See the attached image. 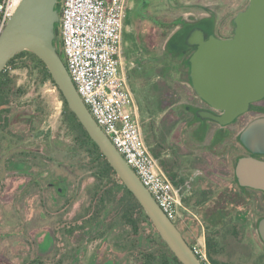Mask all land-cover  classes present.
Listing matches in <instances>:
<instances>
[{"label":"rangeland","instance_id":"rangeland-1","mask_svg":"<svg viewBox=\"0 0 264 264\" xmlns=\"http://www.w3.org/2000/svg\"><path fill=\"white\" fill-rule=\"evenodd\" d=\"M244 1L146 0L143 8L128 0V25L124 33L133 37L137 49L127 52L124 70L128 74L136 67L135 58L146 56L144 61L147 63L139 65L137 76L132 77L129 86L134 87V91L131 90L137 105L146 101L156 112V135L165 138L167 156L176 153L178 157L185 180L179 188L180 195L189 199V205L181 202L185 224L180 227L187 234L189 243L197 246L205 245L207 233L224 231V228L207 225L205 213L211 204L198 205L195 194L210 184L214 190L224 187V192L235 191L232 176L224 172L223 161L225 157L230 162L234 159L237 135L254 116L245 114L227 126L228 137L218 146L209 145L219 126L207 122L209 130L205 140L198 143L191 137L198 123L189 127L187 119L191 117L192 108L203 111L208 110V106L197 97L179 70L180 56L167 59L165 68L160 61L164 57L165 41L175 31L171 25L173 20H194L174 37L173 43L176 42L178 47L191 46L198 36L225 39L234 28L231 21ZM61 2L59 0L56 6L59 15ZM56 26L58 28V23ZM165 32L166 38L163 37ZM128 46H132L131 41ZM60 51L65 62L61 44ZM152 58L155 62L148 63ZM24 61V58L19 59L18 68L9 70L15 77L16 87L23 90L11 104L17 120L9 129H0V264H140L134 249L128 244L122 248L124 242L119 239V233L123 228L104 230L99 226L90 231L91 199L110 186L115 177H100L88 166L77 174L79 170L73 157L84 162L90 154L79 150L75 132L72 139L68 137V142L64 140L60 123L62 100L57 88L48 80L40 81ZM156 83L162 89L160 95H166L165 98H157V92L152 95L151 86ZM165 88L166 92L163 91ZM156 99L157 103L160 101V109L155 106ZM144 123H149V118H145ZM141 129L146 143L148 132ZM46 137L55 139L57 144L45 149ZM61 141L68 146V155L60 150ZM150 141L155 144L151 137ZM193 155L204 158L201 167L192 165ZM38 161L42 163L40 170ZM40 179L37 188L31 181ZM204 180L208 184H204ZM52 182L56 185L50 188L48 184ZM58 186L63 192L58 191ZM236 196L240 204H235V195H228L227 201L232 203L229 208L234 207L233 219L243 227L244 233L236 241L226 240L221 259L254 264L263 257L260 262L264 264V244L255 224L260 197ZM110 218L111 215L108 221ZM176 227L179 228L177 224Z\"/></svg>","mask_w":264,"mask_h":264},{"label":"water","instance_id":"water-1","mask_svg":"<svg viewBox=\"0 0 264 264\" xmlns=\"http://www.w3.org/2000/svg\"><path fill=\"white\" fill-rule=\"evenodd\" d=\"M58 1L20 2L0 35V73L16 54L28 51L35 55L45 65L69 110L175 257L181 264H202L80 100L53 44L59 21ZM234 26L229 39L196 37L192 45L197 47L189 59L194 91L212 110L221 112L216 115L203 110L199 116L221 125L232 122L264 95V0H249L246 9L236 15ZM239 140L253 154L264 153V118L251 121ZM235 175L239 185L264 190V161L241 157L236 161ZM257 232L264 244V218L258 222Z\"/></svg>","mask_w":264,"mask_h":264},{"label":"trees","instance_id":"trees-1","mask_svg":"<svg viewBox=\"0 0 264 264\" xmlns=\"http://www.w3.org/2000/svg\"><path fill=\"white\" fill-rule=\"evenodd\" d=\"M132 1H134L136 6H142L143 8H145L143 5H146L147 3L146 0ZM244 2L245 3L241 4L240 10H238L235 15L246 9L249 0H245ZM128 13L129 11H127L125 27L128 25ZM181 21L182 23H184V25L187 24V22L178 18L173 20V23L171 24L172 27L176 28L178 25H180ZM232 22L234 25V19ZM178 32L179 31H176L171 36L167 37L163 51L164 57L160 62L163 63L162 66L163 68H165L166 65H168L166 62L167 59H171L172 56L175 58L180 56L181 59L179 62V70H181V72L185 75L186 80L188 82H191L189 59L195 47H178L176 42L173 43L174 37L178 34ZM166 34V32L163 33V37H165ZM129 41H131L132 43L131 47H127ZM123 43L124 58L126 57L128 51L137 49V44L135 43L133 37L127 35L126 33H123ZM53 44L56 48L57 54L63 61L62 52L60 51L59 33L56 25L55 40ZM21 58H24V63H26V66L30 68L31 71L37 74L40 81L44 82L48 80L53 84V86L57 88V86L51 79V76L45 65L35 55L28 51H23L16 54L10 61H8L6 67L0 73V129H9L11 125H13V123H15V121L17 120L11 104L16 98L23 94V90L16 87L15 77L10 75L9 70L18 68L17 61ZM144 60H146L145 55H140L135 58L136 67L129 71L127 74L129 82L132 77L137 76L139 65L143 66L146 62ZM150 61L151 63L155 62L153 58L148 59V63H150ZM162 71L163 70L161 69V72ZM131 89L134 91L133 86H131ZM164 90L166 92L167 88L163 89V91ZM58 92L66 112H68L72 116L74 122L73 128L76 134V142L79 150L86 151L87 155L90 154V156H87V160L84 162L78 157H73V162L77 166V170H79V173L77 174H81L82 172H84V170H86V168L90 167L91 169H95L96 173H98L100 177H115V180L112 181V184L110 186L101 190V194L95 195L96 198L91 199L89 208L91 213L90 219H88L90 231H95L99 226H101V228H103L104 230H112L118 227L123 228L119 233V239L124 242V247L122 248H125V246H127L128 244L131 249H134L136 253L135 257L138 263L181 264L169 249V247L166 245V243L162 240L135 197L121 183L113 169L108 164L106 158L102 155L100 149L89 138L88 134L81 126L75 115L69 110L59 90ZM151 92L152 95L153 92H157V98H165L166 96L160 95L162 89L160 88L159 83L152 84ZM159 102L157 103L156 99L155 106L160 109ZM138 106L141 127L145 130L146 133L148 132V135L146 136V143L151 154L155 159H157L160 168L172 182V184L177 188H181V185L185 180L184 175L182 174V171L180 169L178 157L176 153H173L171 156L169 154L168 157V153H166L167 146L165 138H163L161 135H156L154 121L156 112L151 109V106L146 101L143 103V105L139 103ZM200 111L201 110L192 108L190 111L191 117L187 119V122L189 127H192V125L196 122L198 123V128L191 132V137H193V139H195L198 143H203L209 130V127L206 123L213 121L200 117ZM145 115H148V117ZM145 118H149V123H144ZM150 137L153 138V141L155 143L154 145H152ZM227 137L228 135L226 132L222 130L217 131L213 134L209 146H218L222 144L227 139ZM77 160H79V162L75 163ZM205 196L206 195H204V197ZM214 197H216V195L212 198ZM181 200L183 204L189 205V199L184 198V195H181ZM203 201V198L198 199L196 203L203 204ZM224 202H228L227 199H225L223 195H219L217 200L214 202V206L211 205V207H209L207 210V218H211L210 222L213 227L217 226V224L220 223H223L224 226V231L215 230L211 234L207 233L205 237V251L207 259L211 264H242L230 261L228 259H221V255L223 254V251L225 249L224 245L226 244V240L236 241L244 233L243 227L237 224L233 219L234 208H229V204ZM109 215H111V218L108 221ZM189 246L192 247V244L189 243ZM262 259L263 257H259V261L257 259V261H254V264H261L260 260Z\"/></svg>","mask_w":264,"mask_h":264},{"label":"built area","instance_id":"built-area-1","mask_svg":"<svg viewBox=\"0 0 264 264\" xmlns=\"http://www.w3.org/2000/svg\"><path fill=\"white\" fill-rule=\"evenodd\" d=\"M22 0L0 2V35ZM128 0H62L58 21L64 65L92 118L111 141L165 216L185 224L180 189L148 149L139 107L124 70L123 33ZM202 264H211L205 245H193Z\"/></svg>","mask_w":264,"mask_h":264},{"label":"flooded vegetation","instance_id":"flooded-vegetation-1","mask_svg":"<svg viewBox=\"0 0 264 264\" xmlns=\"http://www.w3.org/2000/svg\"><path fill=\"white\" fill-rule=\"evenodd\" d=\"M239 14V13H238ZM236 16V15H235ZM235 16L233 17V19H235ZM233 19H232V21H233ZM194 20H192V21H185V22H187V24H192V22H193ZM231 21V24L233 25V22ZM186 24V25H187ZM186 25H184V23H182V21H181V23H180V25H178L176 28H175V31L173 32V33H175L176 31H182L184 28H185V26ZM234 28H235V26H234ZM234 28H231L230 30H229V32L228 33H230V35H227V36H225V39H229V38H231L232 36H233V32H234ZM204 33H207V32H204ZM204 38V40H207L209 37H203ZM219 39V38H218ZM190 47H195L194 48V50L192 51V53L195 51V49H196V45L194 44V45H191ZM179 62H180V60H179ZM187 83L192 87V83L191 82H188L187 81ZM193 88V87H192ZM194 90V89H193ZM195 92V91H194ZM196 93V92H195ZM196 95H197V97L203 102V103H205L199 96H198V94L196 93ZM206 104V103H205ZM207 105V104H206ZM208 106V105H207ZM41 111H42V107H41V109H40ZM208 110L209 111H211V112H213L214 114H216V115H221V112H216V111H214V110H212L209 106H208ZM245 114H249V115H251V116H254V118L251 120V121H253V120H255V119H258V118H264V95L260 98V99H258V100H256V101H254V102H252V103H250L249 104V106H248V109H247V111L246 112H244L243 114H241V115H239L238 117H236L232 122H230L229 124H226V125H221L219 122H217V121H213L214 123H216V124H218V126H219V129L217 130V131H220V130H222V131H224V132H226L227 134H228V131H227V129H226V127L227 126H229V125H232V124H234V123H236L243 115H245ZM250 121V122H251ZM249 122V123H250ZM60 123H61V126L63 127V129H64V140H66V142H68V137H70V139H72L73 138V133H74V122H73V119H72V116L68 113V112H66V110H65V107H64V105H63V102L61 101V109H60ZM248 123V124H249ZM247 124V125H248ZM246 125V126H247ZM245 126V127H246ZM244 127V128H245ZM243 128V129H244ZM242 129V130H243ZM216 131V132H217ZM242 132V131H241ZM240 132V133H241ZM240 133L237 135V145L236 144H234V146H233V154L235 155L234 156V159L230 162L229 160H228V157H225L224 158V161H223V168H224V172L226 173V175H231L232 176V184L234 185V187H235V191L234 192H224V187H215V190L213 189V187H212V185L210 184V186L209 187H205V188H203V189H201L200 191H198V192H196V194L195 195H198V199H204V201H203V204H198V205H202V207L203 206H205V204H208V206L211 204L212 206H214V202L217 200V198H218V196L219 195H235V199H236V202H235V204L237 203V196L236 195H259V197H260V203L258 204V206H257V209H256V212H257V214H258V217H257V219H256V225L258 224V222L261 220V219H263L264 218V190H261V189H254V188H250V187H246V186H241V185H239V183H238V181H237V178H236V175H235V164H236V161L239 159V158H241V157H253V158H256V159H259V160H262V161H264V153H259V154H253L249 149H247L241 142H240V140H239V135H240ZM62 138V139H63ZM56 145L57 144V142H56V140L54 139V140H50V138H48V137H46V139H45V149L47 148V147H50L51 145ZM60 147H61V151L63 150V152H64V154H67L68 155V146L67 145H64V143H63V141H61V143H60ZM56 147V146H55ZM66 151V152H65ZM193 157H194V160H193V162H192V165H198L199 164V167H201L202 165H203V162H204V158L203 157H197V156H195V155H193ZM203 159V160H202ZM22 162H24V161H22ZM42 166V163H41V161H38V164H37V168L40 170V167ZM194 167V166H193ZM39 170H35L34 172H36V173H39L40 171ZM41 177V176H40ZM67 177V176H66ZM32 183H33V185L35 186V187H37V188H39L40 187V184H41V179L40 180H32L31 181ZM204 184H208V181L207 180H204ZM49 185V187L50 188H52V187H54L55 185H56V183H54V182H52V183H49L48 184ZM58 191L59 192H63V189H62V187H60V186H58ZM204 195H206L205 197H204ZM216 195V197H214V198H212L213 196H215ZM227 196H224V198L225 199H227L228 200V198H227ZM224 203H228L229 204V206L230 205H232V203H229V201L228 202H224ZM223 203V204H224ZM233 205V206H236V205H238V204H240L239 202L236 204V205ZM209 207H211V206H209ZM208 207V208H209ZM208 208L206 209V212H208L207 210H208ZM231 208H234V207H231ZM206 214V217L208 216V214L207 213H205ZM207 220H206V223L208 224V226H211V227H213L212 226V224H211V222H210V220H211V218L209 219V218H206ZM217 226L218 227H221V228H224V226H223V223H220V224H217ZM217 226H214V227H217ZM180 232H181V234H182V236H183V238L185 239V241L189 244V241H188V238H187V234L184 232V230L179 226V228H177ZM257 229V228H256Z\"/></svg>","mask_w":264,"mask_h":264}]
</instances>
